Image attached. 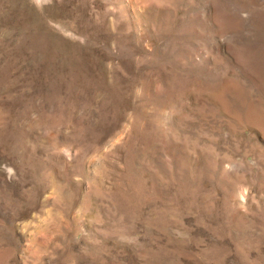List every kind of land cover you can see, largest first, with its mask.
<instances>
[{
	"label": "rangeland",
	"instance_id": "1",
	"mask_svg": "<svg viewBox=\"0 0 264 264\" xmlns=\"http://www.w3.org/2000/svg\"><path fill=\"white\" fill-rule=\"evenodd\" d=\"M0 264H264V0H0Z\"/></svg>",
	"mask_w": 264,
	"mask_h": 264
}]
</instances>
